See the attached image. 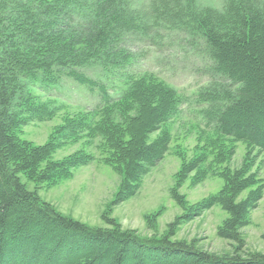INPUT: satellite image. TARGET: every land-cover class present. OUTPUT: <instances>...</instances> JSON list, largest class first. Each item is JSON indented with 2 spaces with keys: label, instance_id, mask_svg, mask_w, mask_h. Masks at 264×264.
<instances>
[{
  "label": "trees",
  "instance_id": "1",
  "mask_svg": "<svg viewBox=\"0 0 264 264\" xmlns=\"http://www.w3.org/2000/svg\"><path fill=\"white\" fill-rule=\"evenodd\" d=\"M175 31L201 36L212 61L209 83L196 92L210 141L183 164L178 183L194 171V183L218 173L225 183L191 206L175 189L185 212L169 233L220 204L228 217L219 234L241 240L264 196L254 168L255 150L264 155V0H226L223 10L197 0H149L145 8L132 0H0V264H264V256H220L170 235L90 226L22 181L21 174L48 185L72 178L94 155L78 150L56 160L53 154L87 135L102 139V154L120 175L112 204L137 194L169 152L168 125L187 98L137 66L133 41ZM90 67L101 68L113 94L86 74ZM64 78L100 87L101 102L67 113L65 102L44 95ZM61 110L63 122L46 143L20 135L29 123L52 120ZM238 142L246 144V154L232 168Z\"/></svg>",
  "mask_w": 264,
  "mask_h": 264
},
{
  "label": "rangeland",
  "instance_id": "2",
  "mask_svg": "<svg viewBox=\"0 0 264 264\" xmlns=\"http://www.w3.org/2000/svg\"><path fill=\"white\" fill-rule=\"evenodd\" d=\"M132 2L138 8H145L149 0ZM197 3L201 7L223 10L226 0H197ZM139 39L133 41L137 66L158 73L183 93L187 102L183 105L182 113L168 125L172 135L169 152L145 175L137 194L122 203L112 204L119 189L120 175L104 158L100 146L102 139L87 135L76 142L61 145L53 154L56 160L78 150L94 155L90 163L75 170L72 178L48 185L29 181L21 174L22 181L29 189L37 190L43 200L50 202L64 215L90 226L118 227L148 238L170 235L173 240H184L220 256H264V196L259 206L251 212L250 222L241 229V240L219 234V228L228 217L220 204L169 233L172 223L185 212L184 205L174 197L175 189L185 198L186 206H191L218 193L225 183L219 173L210 174L202 182L194 183L196 171L190 173L183 183H178L183 164L210 141L202 131L205 121L199 111L204 107L196 101V92L209 83L208 69L212 61L207 56L205 40L198 35L175 31ZM100 70V67L84 69L87 75L101 80L100 84H108L109 92L113 94V87ZM44 91V95L65 102V110L70 114L78 113L81 109H92L101 102L100 87L91 89L70 78H64L55 88ZM62 122L63 110L52 120L29 123L20 135L37 144H44ZM156 135L153 134V137ZM246 148L245 143H237L230 164L232 168L242 165ZM255 154L258 156L254 168H258L264 180V155L258 150H255ZM223 166L219 164L216 167Z\"/></svg>",
  "mask_w": 264,
  "mask_h": 264
}]
</instances>
